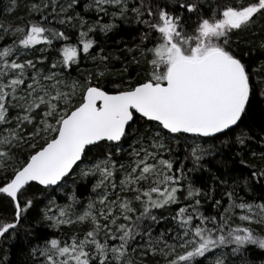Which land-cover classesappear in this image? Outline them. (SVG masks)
<instances>
[{
    "label": "snow or ice",
    "instance_id": "6c2138e0",
    "mask_svg": "<svg viewBox=\"0 0 264 264\" xmlns=\"http://www.w3.org/2000/svg\"><path fill=\"white\" fill-rule=\"evenodd\" d=\"M4 204L0 264H264V0H3Z\"/></svg>",
    "mask_w": 264,
    "mask_h": 264
},
{
    "label": "trees",
    "instance_id": "16d2710c",
    "mask_svg": "<svg viewBox=\"0 0 264 264\" xmlns=\"http://www.w3.org/2000/svg\"><path fill=\"white\" fill-rule=\"evenodd\" d=\"M2 3H3V0H0V4ZM122 35L124 36L126 40H131L132 36L135 35V32H124L122 33ZM0 211H4L7 213V212H10L11 209H10V206H8L7 204H4L0 206ZM252 255L258 256L259 255L258 250L253 251ZM257 264H259V260H257Z\"/></svg>",
    "mask_w": 264,
    "mask_h": 264
}]
</instances>
